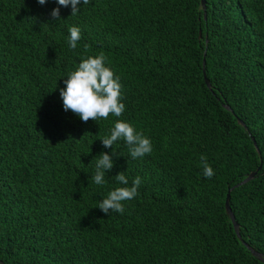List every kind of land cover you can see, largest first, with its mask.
Segmentation results:
<instances>
[{"label":"trees","instance_id":"1","mask_svg":"<svg viewBox=\"0 0 264 264\" xmlns=\"http://www.w3.org/2000/svg\"><path fill=\"white\" fill-rule=\"evenodd\" d=\"M56 7L0 0V264H264V0H89L60 21ZM100 53L125 111L83 122L59 90ZM116 119L153 151L132 159L118 140L99 186ZM118 172L139 195L105 215Z\"/></svg>","mask_w":264,"mask_h":264},{"label":"clouds","instance_id":"2","mask_svg":"<svg viewBox=\"0 0 264 264\" xmlns=\"http://www.w3.org/2000/svg\"><path fill=\"white\" fill-rule=\"evenodd\" d=\"M86 5L89 0H55L58 7L52 9L50 16L60 21V8L70 7L71 15L76 16L80 12L78 5ZM43 6L46 0H37ZM81 39V29L77 26L68 28V46L76 49ZM46 50V49H45ZM64 87L59 90L63 110L71 111L83 122L96 121L98 118L107 119L109 115L121 117L125 111L122 103V85L120 77L115 76L110 67L106 66V57L103 53L96 56H87L82 59L74 71L66 73L63 79ZM123 140L129 150L132 159L142 158L153 151L152 142L142 132L137 131L130 123L121 119L114 121L109 134L100 139L104 148H112L115 142ZM107 152L100 153L96 158L94 174L91 179L96 185L103 186L106 183V172L114 166L113 156ZM200 167L202 176L211 179L215 175L205 155L200 156ZM118 187L107 192L106 197L98 201V208L105 215L115 212L124 214L126 201H131L139 195L138 189L142 183L139 175L135 176L131 185L125 172H118L114 177Z\"/></svg>","mask_w":264,"mask_h":264},{"label":"water","instance_id":"3","mask_svg":"<svg viewBox=\"0 0 264 264\" xmlns=\"http://www.w3.org/2000/svg\"><path fill=\"white\" fill-rule=\"evenodd\" d=\"M201 3H202V5H204V0H201ZM252 176H253V174H251V175H250L249 177H247L245 180H243L242 182H240V185L246 183L250 178H252ZM229 192H230V191H229ZM229 192H228L227 197H226L225 208H226V212H227V214L230 216V218H231V220H232V222H233V224H234V228H235V230L237 231V225H236V223H235L234 216H233V214H232V212H231V210H230V207H229V205H228ZM254 254H255V253H254Z\"/></svg>","mask_w":264,"mask_h":264}]
</instances>
